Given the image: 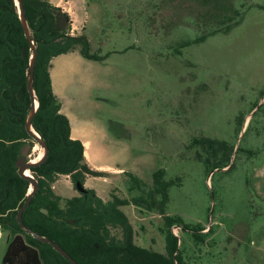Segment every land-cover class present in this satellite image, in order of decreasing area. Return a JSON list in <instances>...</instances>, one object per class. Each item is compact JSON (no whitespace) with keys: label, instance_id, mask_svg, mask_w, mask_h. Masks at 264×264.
<instances>
[{"label":"rangeland","instance_id":"374dc122","mask_svg":"<svg viewBox=\"0 0 264 264\" xmlns=\"http://www.w3.org/2000/svg\"><path fill=\"white\" fill-rule=\"evenodd\" d=\"M48 1L102 58L78 53L54 67L63 115L92 141V165L132 174L144 192L127 191L128 174L114 171L84 188L103 201L130 200L163 170L165 181L179 182L168 190L166 215L210 229L201 243L173 230L185 260L264 264V0ZM206 139L223 145L212 153L198 143ZM28 144L27 159L40 157V146ZM52 189L61 198L79 195L63 179ZM121 210L135 243L164 254L158 213L132 204ZM5 247L6 235L0 264Z\"/></svg>","mask_w":264,"mask_h":264},{"label":"trees","instance_id":"16d2710c","mask_svg":"<svg viewBox=\"0 0 264 264\" xmlns=\"http://www.w3.org/2000/svg\"><path fill=\"white\" fill-rule=\"evenodd\" d=\"M21 1L37 50L32 84L38 109L31 126L48 148L46 160L29 170L37 178L38 190L22 213V223L58 245L77 264H190L183 258L172 229L191 232L195 243L203 242L210 229L203 233L206 228L200 225L189 226L179 217L166 215L168 190L179 182L165 181L163 170L153 173L151 189L144 196L130 200L112 196L103 201L91 189L71 198L53 192L52 184L59 176H68L75 188L77 182L84 185L86 178H102L105 172L91 169L82 143L70 137L69 121L60 113V102L52 91L50 61L75 51L87 60L102 58L90 53L83 34H71L70 17L60 7L48 0ZM30 55L15 0H0V233L6 235L1 264H70L50 245L25 234L16 221L29 189V182L17 174L15 162L22 148L33 140L24 127L30 110L26 86ZM199 143L211 150L223 145L207 139ZM128 176L132 183L127 191L144 192L142 181L132 174ZM129 204L156 211L162 218L164 254L135 243L132 225L121 210ZM112 230H118L120 236Z\"/></svg>","mask_w":264,"mask_h":264},{"label":"water","instance_id":"95a60500","mask_svg":"<svg viewBox=\"0 0 264 264\" xmlns=\"http://www.w3.org/2000/svg\"><path fill=\"white\" fill-rule=\"evenodd\" d=\"M15 3H16L17 9H18V16H19L21 26L23 28L25 37L29 41V44L31 47V55L29 57L28 72H27V76H26V86H27V91H28L29 97H30V110H29V113L25 119L24 127H25L26 132L29 134V136L33 139L34 142H36L40 146V148L42 150L41 151V157L37 161L32 162V160H28L27 157H28L29 153L31 152L33 146H31L30 144H26L22 148V150L20 152V156L17 158V160L15 162L17 174L21 178H24L25 180H27L29 182L28 193H27L25 201L23 202L22 206L20 207V209L16 215V221H17V224L19 225V227L21 228V230L25 234L30 235L32 238H34L38 242L50 245L53 250H55L63 258L68 260V262L70 264H77L58 245L53 243L51 240L32 232L29 228L24 226V224L22 223V213L25 210V208L28 206V204L30 203L32 198L35 196V194L37 193V190H38L37 178L34 175H32L29 170L39 166L40 164H42L46 160V158L48 156V148H47L45 142L42 139H40V137L33 131L32 126H31L34 115L38 109V101L36 99V96H35V93L33 90V84H32L34 65H35L36 56H37V50L35 47L34 40L31 36L29 27L27 25L26 18L24 16L22 1L21 0H15ZM27 173H29V174H27ZM75 189L77 190L78 193H84V191H85L84 186L82 184H80L79 182H77L75 184ZM174 228L178 229V227H174ZM178 245H180L179 241H178Z\"/></svg>","mask_w":264,"mask_h":264},{"label":"crops","instance_id":"0c3cea01","mask_svg":"<svg viewBox=\"0 0 264 264\" xmlns=\"http://www.w3.org/2000/svg\"><path fill=\"white\" fill-rule=\"evenodd\" d=\"M51 2V1H50ZM52 5L54 6H57V7H61L63 8L62 6L58 5V4H53L51 2ZM64 9V8H63ZM65 11V10H64ZM66 12V11H65ZM71 34L72 35H80L81 32H79V30H76V32H74V25L71 24ZM81 31V30H80ZM78 54L77 51L75 52H72V53H68V54H65V55H60V56H57V57H54L51 61H50V69H49V76H50V81H51V87H52V91H53V94L57 97L58 101L60 102V113L63 114L62 110H63V103L61 102L60 98L56 95L55 91H54V87H53V69L54 67L60 63L61 61H64V62H67V60L71 59V57H74L73 55H76ZM59 65V64H58ZM64 115L68 118V121H69V124H70V137L71 139L73 140H79L82 145H83V148H84V157L86 159V162L88 164V166L93 169V170H97V171H101V172H105V173H110V172H106V171H114L115 174H111V175H120L121 173V170H117L115 168H112V167H109V166H105V165H97V166H94L92 165L91 163V154H90V151L93 147V144H92V141L89 140L88 138H85L84 136H82L79 131H78V128L75 124H72V120H71V117L68 115V114H65ZM123 174V173H121ZM59 179L54 182L52 184V188L55 187V185L60 181V179H63L65 180L66 182L70 183V180H69V177L68 176H59L58 177ZM90 179H94V178H86L85 179V184L87 183L88 180ZM95 179H101V178H95ZM102 180V179H101ZM53 190V189H52ZM54 192V190H53ZM55 193V192H54ZM56 194V193H55ZM60 197V195H57ZM2 235L0 233V240L2 239ZM6 248V247H5Z\"/></svg>","mask_w":264,"mask_h":264},{"label":"bare ground","instance_id":"6f19581e","mask_svg":"<svg viewBox=\"0 0 264 264\" xmlns=\"http://www.w3.org/2000/svg\"><path fill=\"white\" fill-rule=\"evenodd\" d=\"M35 149H36V147L34 148V150H35ZM40 157H41V154H40ZM40 157L38 156L37 158L33 159L32 162L37 161ZM27 174H29V173H27Z\"/></svg>","mask_w":264,"mask_h":264},{"label":"built area","instance_id":"2783aa9c","mask_svg":"<svg viewBox=\"0 0 264 264\" xmlns=\"http://www.w3.org/2000/svg\"><path fill=\"white\" fill-rule=\"evenodd\" d=\"M174 229H177V228H173L172 231H173ZM174 235H176V234H174Z\"/></svg>","mask_w":264,"mask_h":264},{"label":"flooded vegetation","instance_id":"af4514ba","mask_svg":"<svg viewBox=\"0 0 264 264\" xmlns=\"http://www.w3.org/2000/svg\"><path fill=\"white\" fill-rule=\"evenodd\" d=\"M199 143V142H198ZM204 146V145H203Z\"/></svg>","mask_w":264,"mask_h":264}]
</instances>
